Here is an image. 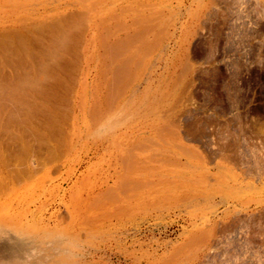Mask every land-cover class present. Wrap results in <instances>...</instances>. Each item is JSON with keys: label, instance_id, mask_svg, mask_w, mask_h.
I'll use <instances>...</instances> for the list:
<instances>
[{"label": "rangeland", "instance_id": "374dc122", "mask_svg": "<svg viewBox=\"0 0 264 264\" xmlns=\"http://www.w3.org/2000/svg\"><path fill=\"white\" fill-rule=\"evenodd\" d=\"M6 35L45 53L0 47V264H264V0H0Z\"/></svg>", "mask_w": 264, "mask_h": 264}, {"label": "bare ground", "instance_id": "6f19581e", "mask_svg": "<svg viewBox=\"0 0 264 264\" xmlns=\"http://www.w3.org/2000/svg\"><path fill=\"white\" fill-rule=\"evenodd\" d=\"M50 29H51V28H50ZM158 31H159V30H158ZM39 32H41V31L39 30ZM52 32H53V31H52ZM35 33L38 34V32H35ZM41 33H42V32H41ZM41 33H39L38 35L36 34V35H37V36H40ZM57 33H58V32H57ZM54 34H55V33H54ZM61 35H62V34H61ZM11 36H12V35H11ZM63 36H65V34H64ZM7 37H8V35H6V37L4 36L3 38H5V39H9V42H8V40L3 39L2 37L0 38V39H1L0 44L2 45V46H0V47H2L3 50H5V51H8L9 49L12 50L11 48H9V46L11 45V43H12V44L14 43V41L11 42V38H9V37L7 38ZM12 37H14V40H16L18 36L13 35ZM33 37L35 38L36 36H32V37H28V36L26 37V36H23V37L19 38L18 41L16 40V41H17V44L14 43V44H16V46L13 45V47H12L13 49L15 48V49L13 50V52L16 51L15 53H16L17 55L19 54L20 56H22V55H23L24 57L26 56L25 58H27L28 56L30 57V53H28V51L26 50V42H29V39H31L32 41H34V40L36 41V40H37L38 43H39V40H40V39L38 40V39H36V38L34 39ZM48 37H49V36H48ZM50 37H51V36H50ZM50 37H49V38H50ZM22 38H23V39H22ZM53 38H54V37H53ZM12 40H13V39H12ZM31 40H30V41H31ZM51 40H52V39H51ZM64 40H65V39H64ZM158 40H159V39H158ZM16 41H15V42H16ZM32 41H31V42H32ZM35 41H34V45H36L37 47L39 46L38 50L41 49L40 47H42V46L44 47V45H41V44L43 43L42 41H40V42H42V43H39L40 45H38L37 41H36V42H35ZM54 41H55V38H54ZM58 41H59V40H58ZM10 42H11V43H10ZM35 43H36V44H35ZM8 44H10V45H8ZM2 48H1V49H2ZM1 49H0V51H1ZM7 49H8V50H7ZM16 49H17V50H16ZM49 49L51 50V48H49ZM52 49H57V48H52ZM3 50H2V51H3ZM41 50H43V49H41ZM57 50L59 51V49H57ZM57 50H56L55 52H54V50H53V51L51 50V54H52L53 56L51 55V57H50V55H48L49 58L46 57L47 54H48V52H47V54L44 55V59H47V58L50 59V58H51L52 61H51V60H50V61L53 62L54 57L56 58V56H57V54H56ZM44 51H45V48H44L43 52H44ZM46 51H48V50H46ZM9 52H10V51H9ZM37 52H38V51H37ZM40 52H42V51H40ZM43 52H42V53H43ZM52 52H53V53H52ZM1 53H2V52H1ZM5 53H6V52H5ZM35 53H36V51H35ZM38 53H39V52H38ZM44 53H45V52H44ZM54 53H55L56 56H54ZM2 54H3V53H2ZM14 55H15V54H14ZM17 55H16L15 57L18 58L19 55H18V56H17ZM34 55H35V54H34ZM5 56H6V55H5ZM9 57H10V56H9ZM24 57H21V58H24ZM41 57H43V55H41ZM41 57H40V54H39V56H38V60H41L40 63L42 62V60H44V59H42ZM45 57H46V58H45ZM52 57H53V58H52ZM58 57H59V55H58ZM11 58H12V57H11ZM32 58H33V57H32ZM39 58H41V59H39ZM19 59H20V58H19ZM14 60H15V59H14ZM16 60H17V59H16ZM25 60H26V59H24V62H25ZM30 60H31V57H30ZM57 60H58V59H57ZM57 60H54V62H56ZM19 61L21 62L22 59H20ZM27 61H28V60H27ZM47 61H48V60H45V62H46L45 64H48ZM22 62H23V61H22ZM30 62L32 63V60H31ZM30 62H26V63L29 64ZM35 62H38V61L36 60ZM40 63H39V64H40ZM49 63H50V62H49ZM18 64H19V62L17 63V66H18ZM34 64H35V63H34ZM43 64H44V63H43ZM43 64H42V65H43ZM45 64H44L43 66L40 64V66H39L38 63H37V69H38V70H41L40 72H39V71L35 72L34 70H35L36 67L34 68L35 65L33 66V69H34L33 72L38 73L37 75H40V77H42V78H41L42 80L47 76V74H48V73H47V72H48L47 70H49V69L47 68L48 66L46 65V66H47V67H46ZM54 64H55V63H54ZM56 64H57V62H56ZM56 64H55V66H56ZM11 66H12V65H11ZM20 66H22V68H23L24 64L22 63V65H20ZM28 66H29V65H28ZM28 66H27V67H28ZM50 66H52V65L50 64ZM57 66H58V65H57ZM18 67H19V66H18ZM29 67H30V66H29ZM38 67H39V68H38ZM43 67H44L45 69H43ZM9 68H10V67H9ZM40 68H41V69H40ZM53 68H54V67H53ZM3 69H4V67H3ZM18 69H19V68H18ZM26 69H28V68H26ZM29 69H30V68H29ZM46 69H47V70H46ZM51 69H52V68H51ZM51 69H50V71H51ZM31 70H32V66H31ZM53 70H54V69H53ZM27 71H28V70H27ZM29 71H30V70H29ZM29 71H28V72H29ZM43 71H47V72L45 73V72H43ZM50 71H49V73H50ZM42 72H43V73H42ZM41 73H42L43 75H42ZM25 74H26V73H25ZM31 74H32V73H30V76H29V74H27V75L29 76V78L32 77V76L34 75V74H32V76H31ZM13 75H16V74L13 73ZM27 75H26V76H27ZM51 75H52V73H51ZM11 76H12V75H11ZM21 76H22V75H21ZM23 76H24V75H23ZM23 76H22V77H23ZM26 76H24V77H25L24 79L27 78ZM44 76H45V77H44ZM13 77H14V76H13ZM16 77H20V76H18V74H17ZM22 77H20V78H22ZM33 77H34V76H33ZM33 77L30 78V80H31V79H34V78H35V79H34L33 81L31 80V82H29V83H31V87H30L29 89H30V90L33 89V90H32V93H36V94H38V92H33V91H39V89L42 88V87H39V86L36 87L37 85H35V84H37V83L39 84V82H40V84L43 85V83H42V80H40V78L38 79V78H36V77H34V78H33ZM51 77H52V76H51ZM29 78H28V81H29ZM46 78H47V77H46ZM37 79H38V80H37ZM22 80H23V79H22ZM39 80H40V81H39ZM44 80H45V79H44ZM44 80H43V81H44ZM47 80H48V78H47ZM12 81H13V82H16V80L14 81L13 78H12ZM26 81H27V80H26ZM35 81H36V83H34ZM13 82H11V83L13 84ZM1 83H2V82H1ZM11 83H10V84H11ZM27 83H28V82H27ZM32 83H33L34 85H33ZM1 85H2V84H1ZM51 85H52V84H51ZM10 86H11V85H10ZM19 86H20V85H19ZM19 86H18V87H19ZM34 86H35V87H34ZM0 87H2V86H0ZM16 87H17V86H16ZM18 87H17V88H18ZM32 87H33V88H32ZM10 88H12V86H11ZM31 88H32V89H31ZM36 88H38V89H37V90H34V89H36ZM51 88H52V87H51ZM0 89H1V88H0ZM13 89H16V88L13 86ZM13 89H12V90H13ZM18 89H19V88H18ZM18 89H17V91H19ZM42 89L45 91V88H44V87H43ZM42 89H41V90H42ZM22 90H23V89H21V91H22ZM41 90L39 91V93H41ZM55 90H56V89H55ZM55 90H52V91H55ZM14 91H15V90H14ZM21 91L18 92V96L21 95V94H20ZM44 91H43V92H44ZM0 92H1V91H0ZM1 93H2V92H1ZM22 93L24 94L23 91H22ZM45 93H46V92H45ZM15 94H17V93L15 92ZM23 94H22V95H23ZM36 94H35V95H36ZM0 95H1V94H0ZM2 95H3V93H2ZM22 95H21V96H22ZM32 95H33V94H32ZM42 95H44V94H42ZM3 96H4V95H3ZM21 96H20V97H21ZM36 96H37V95H36ZM38 96H39V95H38ZM23 97H25V96H23ZM45 97H46V96H45ZM0 98H1V97H0ZM5 98H6V97H5ZM16 98H17V97H16ZM1 99H3V98H1ZM21 99H22V98H21ZM43 99H44V98H43ZM5 100H6V99H5ZM18 100H20V98H19ZM22 100L24 101V99H22ZM22 100H20V101H22ZM46 100H47V99H46ZM49 100H50V98H49ZM1 101H2V100H1ZM18 102H19V101H18ZM18 102H17V103H18ZM46 102H47V101H46ZM48 102H49V101H48ZM10 103H12V102H9V104H10ZM22 103L24 104V102H22ZM56 103H57V102H56ZM0 104H1V102H0ZM5 104H6V103H5ZM7 104H8V103H7ZM9 104H8V105H9ZM20 104H21V102H20ZM44 104H45V103H44ZM48 104H50V103H48ZM54 104H55V103H54ZM2 105H3V103H2ZM18 105H19V103H18ZM37 105H38V104H37ZM11 106H14V104H13V105L10 104L9 107H11ZM39 106H40V105H39ZM53 106H54V105H53ZM55 106H56V105H55ZM18 107H22V106H18ZM23 107H24V105H23ZM1 109H3V108H1ZM5 109H6V108H5ZM13 109H15V108H13ZM20 109H21V108H20ZM26 109H28V108H26ZM26 109H24V110H26ZM54 109H55V107H54ZM22 110H23V109H22ZM5 111H6V110H5ZM5 111H4V113H5ZM27 111H28V110H27ZM27 111H25V113H27ZM36 111H37V110H36ZM36 111H35V112H36ZM18 112H19V111H18ZM29 112H30V110L28 111V114H29ZM31 112L33 113V111H31ZM0 113H1V111H0ZM13 113H14V112H13ZM23 113H24V112H23ZM25 113H24V114H25ZM37 113H39V112H37ZM48 113H49V112H48ZM28 114H27V115H28ZM49 114H50V113H49ZM14 115H15V114H14ZM29 115H30V117L32 116L31 118H33V115H31V113H30ZM29 115H28V116H29ZM6 116H7V115H6ZM19 116H20V114H19ZM28 116H27V118H28ZM43 116H44V115H43ZM52 117H53L54 119H57V118H55L54 116H52ZM52 117L49 118V119H52ZM1 118H2V117H1ZM18 118H19V117H18ZM20 118H21V117H20ZM31 118H30L29 121L32 120ZM46 118H47V116H46ZM4 119H6V117H5ZM9 119H10V118H9ZM9 119L7 118V120H9ZM14 119L16 120V118H14ZM14 119H13V120H14ZM34 119H35V118H34ZM44 119H45V118H44ZM15 120H14L13 123H15ZM9 121H11V120H9ZM17 121H18V119H17ZM17 121H16V122H17ZM47 121H48V120H47ZM51 121H52V120H51ZM2 122H3V121H1V123H2ZM55 122L59 123L57 120H55ZM4 123L6 124L7 122L5 121V122H3V124H4ZM9 123H11V122H9ZM18 123H19V122H18ZM26 123H27V122H26ZM46 123H47V122H46ZM48 123H49V121H48ZM3 124H1V126H2ZM11 124H12V123H11ZM8 125H9V124H8ZM8 125H6V127H8ZM12 125H13V124H12ZM15 125H16V124H15ZM19 125H20V124H18L17 126H19ZM28 125H29V124L27 123L26 126L28 127ZM30 125H31V124H30ZM44 125H46V124H44ZM48 126H49V125H47L46 127H48ZM29 127H30V126H29ZM2 128H3V127H2ZM17 128H18V127H17ZM48 128H49V127H48ZM53 128H54V127H53ZM53 128H52V129H53ZM14 129H15V128H14ZM26 129H27V128H26ZM30 129H31V128H30ZM6 130H7V129H6ZM6 130H5V131H6ZM49 130H51V129H49ZM61 130H62V129H61ZM3 131H4V130H3ZM19 131H20V130H19ZM27 131H28V130H27ZM30 131H33V130H30ZM46 131H48V130H46ZM46 131H45V132H46ZM17 132H18V131H17ZM50 132H51V131H50ZM50 132H48V133H50ZM27 133H28V132H27ZM33 133H34V132H33ZM18 134H19V133H18ZM34 134H35V133H34ZM2 136H4V134H3ZM30 136H32V133H31V132H30ZM38 136H39V135H38ZM32 137H33L32 139H34V138H35V135L32 136ZM57 137H58V136H57ZM40 138H41V137H40ZM54 138H55V137H54ZM6 139H7V138H6ZM35 139H38V138L36 137ZM35 139H34V140H35ZM41 139H42V138H41ZM8 141H10V139H8ZM37 141H39V140H37ZM42 141H43V140H42ZM10 142H11V141H10ZM10 142H9V143H10ZM11 143H12V142H11ZM43 143H44V142H43ZM45 144H46V143H45ZM16 148H17V147H16ZM20 151H21V150H20ZM16 152H17V151H16ZM17 153H18V152H17ZM18 155H20V154H18ZM24 155H25V154H24ZM6 156H7V155H6ZM24 158H25V156H24ZM24 158H23V159H24ZM24 161H25V160H24Z\"/></svg>", "mask_w": 264, "mask_h": 264}]
</instances>
